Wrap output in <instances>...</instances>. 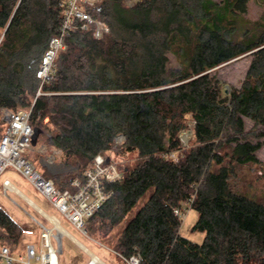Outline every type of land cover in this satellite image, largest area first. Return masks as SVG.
<instances>
[{
    "label": "trees",
    "instance_id": "trees-1",
    "mask_svg": "<svg viewBox=\"0 0 264 264\" xmlns=\"http://www.w3.org/2000/svg\"><path fill=\"white\" fill-rule=\"evenodd\" d=\"M248 2L102 0L87 10L109 31L96 38L90 24L69 32L38 94L37 69L60 28L61 0H0V108L32 105L30 124L61 152L40 162L43 176L73 190L71 181L118 135L121 153L137 156L120 165L122 179L108 184L112 197L87 221L105 235L122 225L110 240L118 255L139 253V264H264V203L230 184L235 165L259 162L261 142L245 138L244 117L264 136V5L252 31L238 21ZM244 54L252 56L245 79L221 100L215 69ZM188 115L195 138L173 161L166 154L181 148ZM193 195L202 243L181 235L175 211ZM0 229V245L15 254L2 240L17 243L23 228L2 207Z\"/></svg>",
    "mask_w": 264,
    "mask_h": 264
},
{
    "label": "rangeland",
    "instance_id": "rangeland-1",
    "mask_svg": "<svg viewBox=\"0 0 264 264\" xmlns=\"http://www.w3.org/2000/svg\"><path fill=\"white\" fill-rule=\"evenodd\" d=\"M137 2L139 1L125 0V4L128 6H132ZM263 5V0H249L247 12L238 16L239 25L253 31L258 22L262 19ZM251 59L252 56L250 54H244L220 65L215 69L217 77L221 82V100L230 95L233 87L241 86L251 63ZM169 60L171 66H179L173 54H169ZM40 63L37 69V76ZM41 82L42 81L40 80V86L37 92H39L43 85ZM225 85H228V92L224 91V88H226ZM23 108H26V106ZM193 121L192 117L188 115L186 118V127L179 132L181 143V148H179L181 149L179 152L180 156L186 148L191 146L195 138ZM244 122L245 138L253 142H261V147L256 151L259 162L235 165L234 173L230 178V184L234 191L246 194L259 202L264 203V136H257L258 133H261V128L259 126L254 127V122L252 120L244 117ZM183 147L185 148L183 149ZM105 153H112L111 156H113V158L120 165L133 163L137 158V156L133 153H121L120 144L116 147L113 146L111 150ZM28 156L33 160L37 168L43 172L40 162L43 161L46 163H53L58 161L61 158V152L57 148L48 146L46 143V136H42L41 138H38L37 144L28 152ZM4 179H9L22 194L15 190H5L3 187ZM24 195L30 198L36 206H39L47 214L53 215V217L57 218L66 231L73 238L85 245L88 250L81 247L71 236L67 234H59V232L54 228L53 222L50 221L41 211H39L30 201H28ZM146 198L147 197H144L140 201L139 205L145 202ZM139 205L137 206L139 207ZM0 207H2L23 228L22 236L17 243L11 244L6 240H2V242L6 243L15 250V255L23 254L26 242L31 241L37 247L42 246V226L40 224H43L47 228L53 229L51 243L56 249L58 264H87L91 259L90 250L95 252L108 264H127L123 256L118 255L112 247V242L117 238L122 225L114 227L108 232V234L105 235V232H101L100 230L90 232L88 230V225L86 224L87 235L82 234L39 191H37L32 184L29 183V181H27L12 167L6 168L0 176ZM138 207H136L134 211ZM190 207L191 206L189 204H185L181 211L186 215L182 221L180 233L182 236L193 242L202 243L205 238V233L193 229L199 214L197 210ZM111 239L114 240L110 242ZM114 257H117L122 263L116 261ZM0 264L4 263L0 260ZM95 264L101 263L96 262Z\"/></svg>",
    "mask_w": 264,
    "mask_h": 264
},
{
    "label": "built area",
    "instance_id": "built-area-1",
    "mask_svg": "<svg viewBox=\"0 0 264 264\" xmlns=\"http://www.w3.org/2000/svg\"><path fill=\"white\" fill-rule=\"evenodd\" d=\"M101 2L102 0H61L63 19L58 33L50 39L42 56L38 70L41 84L53 79L55 60L59 52L66 48L65 37L69 32L86 29L90 24L95 27L94 36L96 38H101L109 31L104 21L95 18L87 10V7H96ZM40 93L39 90L38 94ZM31 111L32 105L29 108L16 110L8 107L0 108V176L6 168H14L79 232L87 235V221L114 193L108 184L119 181L123 177L120 164L111 156L112 153H99L83 171L82 178L76 177L71 181L73 190L59 189L53 179L43 176L28 156V152L33 147L32 135L34 133V127L30 124ZM124 139L123 135L116 136L113 146L121 145ZM180 151L181 149L171 150L166 157L178 161ZM3 187L5 190H15L9 179H4ZM194 196L187 202L190 206ZM175 211L183 221L186 214L179 209ZM40 225L42 226V246L37 247L34 243H28L24 254L15 255L8 246L0 245V260L4 264H52L51 252L54 250L55 263L58 264L56 249L51 243L53 234L50 230L52 229L43 224ZM123 258L127 264H139L141 256L139 253H134L130 257Z\"/></svg>",
    "mask_w": 264,
    "mask_h": 264
},
{
    "label": "bare ground",
    "instance_id": "bare-ground-1",
    "mask_svg": "<svg viewBox=\"0 0 264 264\" xmlns=\"http://www.w3.org/2000/svg\"><path fill=\"white\" fill-rule=\"evenodd\" d=\"M12 187V186H11ZM13 188V187H12ZM31 202V201H30ZM34 206H36L33 202H31ZM37 207V206H36ZM38 208V207H37ZM50 220L54 223V228L56 230H58L59 234H67L69 236H71L66 229L60 224L59 220L53 216L49 217ZM50 233H53V229L50 230ZM72 237V236H71ZM73 238V237H72ZM76 242H78L76 239H74ZM54 250H52L51 252V258H52V264H56L55 263V255H54ZM90 252V251H89ZM92 254V262H101L100 259L98 257H96L93 253Z\"/></svg>",
    "mask_w": 264,
    "mask_h": 264
},
{
    "label": "water",
    "instance_id": "water-1",
    "mask_svg": "<svg viewBox=\"0 0 264 264\" xmlns=\"http://www.w3.org/2000/svg\"><path fill=\"white\" fill-rule=\"evenodd\" d=\"M225 87H226V88H224V91H225V92H228V91H229V89H228V85H225ZM33 129H34V133H33V135H32V145L35 146V145L37 144V142H38L39 135L42 133V129L39 128V127H34ZM45 215H46V214H45ZM46 217L49 218L50 216H47V215H46ZM49 219H50V218H49ZM77 241H78V240H77ZM78 244H79L81 247H83L84 249L88 250V248H87L85 245H83L81 242L78 241ZM90 253H92V252L90 251ZM93 254H94V253H93ZM94 255H95V254H94ZM95 256H96V255H95ZM96 257H97V256H96ZM89 264H94V263L92 262V254H91V260L89 261Z\"/></svg>",
    "mask_w": 264,
    "mask_h": 264
},
{
    "label": "crops",
    "instance_id": "crops-1",
    "mask_svg": "<svg viewBox=\"0 0 264 264\" xmlns=\"http://www.w3.org/2000/svg\"><path fill=\"white\" fill-rule=\"evenodd\" d=\"M4 181V180H3ZM12 183V182H11ZM13 184V183H12ZM14 186V185H13ZM14 188H15V191H18V192H20L21 193V191L17 188V187H15L14 186ZM13 190V189H12ZM22 194V193H21ZM24 197L28 200V201H31V202H33L30 198H28L27 196H25L24 195ZM36 207V206H35ZM38 207V208H37ZM36 208L39 210V211H41L44 215L46 214L47 216H53V215H49V214H47L45 211H43L39 206H37ZM45 215V216H46ZM49 219V218H48ZM50 220V219H49ZM51 221V220H50ZM54 224V223H53ZM58 231V230H57ZM73 239H75V238H73ZM28 243H33V242H26L25 243V247H24V251H23V254L25 253V250H26V245L28 244ZM92 253H94L99 259H100V261L101 262H99V263H101V264H108V263H106L104 260H102L95 252H93L92 250H90ZM115 259H116V261H118L119 263H122V262H120L119 260H118V258L117 257H114ZM91 260V259H90ZM89 260V261H90ZM89 261H88V263L87 264H89ZM96 262H94V264H95ZM123 264V263H122Z\"/></svg>",
    "mask_w": 264,
    "mask_h": 264
}]
</instances>
